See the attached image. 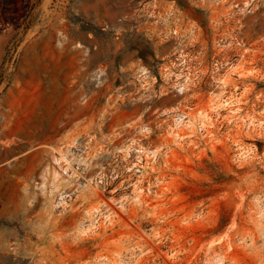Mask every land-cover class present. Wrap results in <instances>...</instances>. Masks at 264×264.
<instances>
[{
    "label": "rangeland",
    "instance_id": "374dc122",
    "mask_svg": "<svg viewBox=\"0 0 264 264\" xmlns=\"http://www.w3.org/2000/svg\"><path fill=\"white\" fill-rule=\"evenodd\" d=\"M0 264H264V0H0Z\"/></svg>",
    "mask_w": 264,
    "mask_h": 264
}]
</instances>
